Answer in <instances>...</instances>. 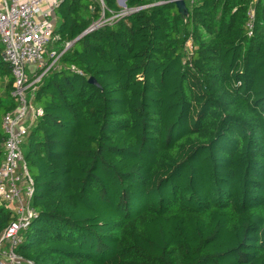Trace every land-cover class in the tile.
I'll use <instances>...</instances> for the list:
<instances>
[{
  "label": "trees",
  "instance_id": "1",
  "mask_svg": "<svg viewBox=\"0 0 264 264\" xmlns=\"http://www.w3.org/2000/svg\"><path fill=\"white\" fill-rule=\"evenodd\" d=\"M94 0L56 9L65 51L37 85L23 158L25 264H264V3ZM105 16L121 9L104 0ZM0 45L4 118L19 104ZM34 71V70H33ZM43 73L42 71L39 74ZM94 79L97 85L90 83ZM17 215L0 202V240ZM1 256V254H0Z\"/></svg>",
  "mask_w": 264,
  "mask_h": 264
},
{
  "label": "built area",
  "instance_id": "2",
  "mask_svg": "<svg viewBox=\"0 0 264 264\" xmlns=\"http://www.w3.org/2000/svg\"><path fill=\"white\" fill-rule=\"evenodd\" d=\"M64 0H0V45L4 48L5 61L12 67L15 89L12 96L18 101L17 110L4 118L7 140L4 144V161L0 167V202L16 215L0 240V264H25L16 250L22 243V233L27 231L38 214L32 208L36 195L35 183L24 163L23 146L35 121L42 111L33 106L37 85L56 67L63 52L54 49L58 40L54 32L58 28L56 9ZM252 0L248 13V37L254 33L256 3ZM103 7L102 17L88 31H95L139 9L124 8L118 14L105 18L104 0H95ZM34 67V69L32 68ZM34 71L29 72L28 69ZM42 71L43 73L39 74ZM26 121L29 123L27 124Z\"/></svg>",
  "mask_w": 264,
  "mask_h": 264
},
{
  "label": "water",
  "instance_id": "3",
  "mask_svg": "<svg viewBox=\"0 0 264 264\" xmlns=\"http://www.w3.org/2000/svg\"><path fill=\"white\" fill-rule=\"evenodd\" d=\"M186 1L187 0H174V2L176 3L177 7L179 8L180 12L185 13L186 11ZM120 6L123 8H127V0H120L119 1ZM140 10V9H139ZM138 10V11H139ZM137 12V11H136ZM91 33V31H87L83 36H81L78 41L83 38L84 36H86L87 34ZM4 59L6 58L5 55H3ZM90 83L97 85V82L94 79L90 80Z\"/></svg>",
  "mask_w": 264,
  "mask_h": 264
},
{
  "label": "rangeland",
  "instance_id": "4",
  "mask_svg": "<svg viewBox=\"0 0 264 264\" xmlns=\"http://www.w3.org/2000/svg\"><path fill=\"white\" fill-rule=\"evenodd\" d=\"M94 1H95V0H94ZM119 1H120V0H118V5H119V7H120L121 11H124L125 9H124L123 7L120 6ZM185 12H186V11H185ZM105 18H106V16H105ZM106 19H107V18H106ZM58 26H59V24H58ZM32 68L34 69V67H32ZM32 68H31V69H32ZM29 70H30V69H28V71H29ZM24 148H25V147L23 146V150H25ZM4 205H6V204H4Z\"/></svg>",
  "mask_w": 264,
  "mask_h": 264
},
{
  "label": "crops",
  "instance_id": "5",
  "mask_svg": "<svg viewBox=\"0 0 264 264\" xmlns=\"http://www.w3.org/2000/svg\"><path fill=\"white\" fill-rule=\"evenodd\" d=\"M31 71H33V69H30V70H29V72H31ZM33 106L35 107L34 103H33ZM35 108H36V107H35ZM26 123L28 124L29 122L26 121ZM28 141H29V140L27 139L25 144H28ZM25 144H24V145H25Z\"/></svg>",
  "mask_w": 264,
  "mask_h": 264
}]
</instances>
